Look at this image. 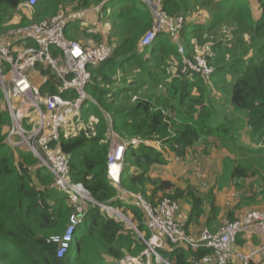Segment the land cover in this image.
Wrapping results in <instances>:
<instances>
[{
	"label": "trees",
	"instance_id": "trees-1",
	"mask_svg": "<svg viewBox=\"0 0 264 264\" xmlns=\"http://www.w3.org/2000/svg\"><path fill=\"white\" fill-rule=\"evenodd\" d=\"M102 2L40 0L28 6L27 0H0V14L25 4L30 16L18 28L46 20L70 5L82 10ZM254 2L259 12L256 19L246 0H162V9L169 16L181 15L182 24L176 39L160 31L151 47L141 41L155 20L140 0H116L101 9L111 21L104 42L113 52L106 63L92 70L86 91L95 105L93 101L85 103L73 127L50 146L68 158V176L73 183L82 184L95 204L129 213L146 240L151 232L144 225L143 211L131 201L135 196L151 205L163 199L179 205V200L187 198L191 202L187 221H176L184 222L188 237H194L188 224H199L205 216L199 195L189 190L185 196L178 189L168 195L166 191L173 185L151 178L154 166L167 164V157L184 159L209 145L234 156L235 160L226 157L231 162L238 157L244 160L246 155L241 154L246 148L240 138L246 130L253 143L247 154L264 161V0ZM203 9L211 16L205 25L187 20ZM76 25L74 32L86 34L90 29ZM223 25L226 31H221ZM197 56L211 66L209 76L188 68L187 61L195 64ZM107 63L110 66L103 67ZM42 73L48 79L40 93L52 95L56 92L54 75L49 70ZM91 116L92 121L87 119ZM1 118L5 125L10 124L7 114ZM77 121L83 125H75ZM112 134L126 143L140 142L127 146L119 184L107 173ZM19 149L7 146L0 131V264H120L126 257L142 264H200L213 256L207 247L193 249L166 240L170 249L155 247L162 261L158 263L134 230L93 205L76 229L75 251L68 247L58 257L59 243L54 238L63 237L75 208L54 187L52 175L38 167V159ZM252 175L250 168L238 162H233L229 171L230 178ZM148 186L153 188L151 193ZM120 190L131 195L129 203L121 199ZM158 192L162 195L155 199Z\"/></svg>",
	"mask_w": 264,
	"mask_h": 264
},
{
	"label": "built area",
	"instance_id": "built-area-1",
	"mask_svg": "<svg viewBox=\"0 0 264 264\" xmlns=\"http://www.w3.org/2000/svg\"><path fill=\"white\" fill-rule=\"evenodd\" d=\"M38 1L40 0H27V5L34 6ZM107 1L109 0H103L94 10L100 11ZM145 1L152 7L160 5L157 10H153L155 24L142 39V44L151 45L157 32L162 30H167L170 37L176 39L182 24L181 17H168L162 9V0ZM85 18V10L67 15L57 14L33 25L18 27L8 33L7 39L0 36V63L8 65L11 73L9 86L4 85L2 88L12 120L6 143L13 148L26 145L38 159L40 166L52 175L54 187L75 208L63 237L54 238L59 243L58 257L68 247L73 248L74 241L77 244L76 229L83 223L93 205H97L100 211L110 217L117 220L122 218L114 206L95 204L82 184L73 183L68 176V158L50 146L51 143L58 142L64 131L73 127V120L80 116L82 106L93 101L86 91L92 79V70L106 63L112 56L113 47L107 43L83 46L67 37L66 30L77 23L84 25ZM195 61V64L187 61L190 70L205 76L211 74V66L204 58L197 56ZM36 66H42L54 75L56 92L52 95H41L40 89L29 81L27 71ZM46 82L47 78L43 83ZM14 99H21L17 106L13 105ZM32 111L37 116L36 123L31 127H23L25 119ZM138 143L140 142L136 140L126 143L112 134L111 149L107 156V173L113 183L119 184L123 178V160L127 146L133 147ZM131 201L143 211L144 225L151 233L162 236L173 244L184 243L193 249L201 246L211 249L213 256L204 258V263L213 261L214 264H230L234 258L233 245L237 237L254 228L262 237L260 252L264 255V211H251L239 220L227 222L215 234L204 230L198 237H188L184 225L175 219L178 209L176 202L163 199L157 205H151L138 196ZM132 229L144 240L150 254L158 258L152 241L143 238L136 224L132 225Z\"/></svg>",
	"mask_w": 264,
	"mask_h": 264
},
{
	"label": "crops",
	"instance_id": "crops-1",
	"mask_svg": "<svg viewBox=\"0 0 264 264\" xmlns=\"http://www.w3.org/2000/svg\"><path fill=\"white\" fill-rule=\"evenodd\" d=\"M91 9H93V7L91 8H87V9H82L87 11L86 12V16H95L96 13H94ZM97 15V14H96ZM30 16V12L27 9V7L25 6V4H20L18 8L16 9H10L7 11L6 14H0V36H2L4 39H7V35L9 32H11L12 30L16 29L17 25L20 24L21 22H23V20L27 17ZM87 17V18H88ZM105 19L110 20L108 17H105ZM12 25V26H9ZM77 26V25H76ZM75 26V27H76ZM111 26V24H110ZM73 27V26H72ZM70 27L66 30L67 36L69 38H71L74 41H81L83 40V38L85 37H94V39L99 40L101 38L102 43H106L104 42L106 40V35L110 32V28L109 30H105V31H98V33H96L97 35H99L100 37L96 38L95 33H91L94 32L92 29L88 30V33L84 34L82 33V31H76L74 32V29ZM79 27V26H78ZM81 27H84L82 25H80L79 29H82ZM90 28H92L89 25ZM90 31V32H89ZM74 37V38H72ZM30 43H28L29 45ZM55 54H57V52H54ZM108 64V65H107ZM105 66L103 67H109V63H107ZM0 71H1V75L2 77L0 78V115L5 113V115H8L9 121L11 120L10 114H9V108H8V103L5 99L4 93H3V86H9L10 84V80H11V73H10V67L8 65L5 64H1L0 63ZM42 71H47L46 68H43L42 66H36V68L33 69H29L27 71V77L29 79V81L31 82V84L33 86L38 87L39 89H41L43 87V82L44 80H46V78L48 79V75H44L42 73ZM21 99H14L13 101V105L17 106L18 102H20ZM94 105L95 102L93 101ZM94 117H90L87 119L92 120ZM37 120V116L35 114V112H30V116L25 119L23 124H26V122L28 121L30 123V126H33L36 123ZM11 125H12V120H11ZM74 129L71 130L72 133H74L73 131ZM8 146V145H7ZM111 145H109L108 147V152L110 151ZM15 149V148H14ZM22 149V148H20ZM199 150H201V148H198ZM223 150V149H222ZM215 151V150H214ZM225 150L222 151V158H226L225 155ZM199 153V152H198ZM198 153L196 155H190L187 156L184 159L178 158V157H167V164L165 165H161L162 168H166L168 170V175L167 176H163L161 178V180L163 181H167L169 183H171L173 185V188L170 189L169 191H166V194L170 195L173 194L175 190H181L184 192V195L188 196V191L191 190L192 193L199 195L202 199L205 198V195H211L210 197L214 199H212V211L216 208V203H217V197H216V192L214 191L215 188V184L217 182V180L220 178L222 169H221V162L218 160V158L216 160L219 161L220 164V170L218 173H216V177L215 179L212 178L211 176L207 179L206 183H196V177L192 176V180L188 181V183H184L182 182V178L184 176V174L186 173V162L188 160L191 159V157H195L198 155ZM204 158H207L206 156H202ZM234 158V156L232 157V159ZM213 161H215V157L212 158ZM235 160V159H234ZM235 164H237V161H234ZM160 166V165H159ZM264 161L262 160H253V163L250 165V171L253 173L252 176H250L249 178H245V179H240V189H238L237 191H240L244 197H248L250 198V201H246V204L242 207V210H240V214L242 212H244L247 207L252 206L253 208H257L258 210H264ZM151 176V175H150ZM152 178V177H151ZM179 179L181 181V183H178L176 181V179ZM235 179H239V178H235ZM220 180V179H219ZM221 182V180H220ZM153 188L149 187V193H151ZM162 195L161 192H158L157 194H155L154 198L158 199L160 198ZM120 196L122 197V200H125V203H129V201L131 200L130 197L131 195L129 193H124L122 190H120ZM253 197V198H251ZM179 210L177 212L176 217H178L179 219H181V221L186 222L187 218L190 214L191 211V207H190V201H188L187 198H183L181 200H179ZM218 204V203H217ZM239 211V209H231V208H227L225 207L224 210L222 211L221 217L222 220L226 219V220H233L235 218L236 213ZM211 218L212 215H206L200 220L199 224H188V231L192 232V234H194V237H198L199 234L206 230L207 228L205 227V224L210 221L211 222ZM221 220V221H222ZM180 221V222H181ZM182 222V223H184ZM217 228H212L210 226V232L214 233V231ZM253 231H251L248 234H242L239 235L237 237V241L235 243L234 246V258L231 264H264V255H262L263 253L260 252V249L263 244L262 241V237L259 233V231L257 229H252ZM244 235V236H243ZM149 240L152 241L153 245L157 246V247H164L166 248L165 250L170 249V247H167L168 243H166V240L159 235L153 234L151 233L150 237L148 238ZM260 247V248H258ZM244 258H247V260L245 261ZM200 264H212V263H204L203 261L200 262Z\"/></svg>",
	"mask_w": 264,
	"mask_h": 264
},
{
	"label": "rangeland",
	"instance_id": "rangeland-1",
	"mask_svg": "<svg viewBox=\"0 0 264 264\" xmlns=\"http://www.w3.org/2000/svg\"><path fill=\"white\" fill-rule=\"evenodd\" d=\"M111 2L112 1L109 0L108 1V5ZM140 2H142L147 7V10H149L153 16H154V11L153 10H157L159 5H160L159 4L158 6L152 7L145 0H140ZM246 3L248 4L249 8L252 10L254 18L255 19L258 18L259 17V15H258L259 12L257 10V7L255 5L254 0H246ZM67 7L69 9H66ZM67 7L64 8L62 11L58 12L57 14H65V15H67V14L74 13V12H77V11L81 10V9L73 10V7L71 8V5L67 6ZM91 10L94 13H96L97 15L95 14V16H89L88 17V16H86V12L87 11H85V17L86 18L84 19V25L85 26H89L90 25L92 27L90 29H92L94 32H91V33H98V31L109 30V28L111 27L110 26L111 21L108 20V19L106 20L105 17L103 16V13L101 11L96 12L94 10V8L91 9ZM163 11L171 19L182 17L181 15L169 16L168 13L165 10H163ZM57 14H55V15H57ZM55 15L50 16L47 19H51ZM210 17H211L210 13L208 11H206L205 9H203V10H200L198 12H193L191 14L190 19L188 18L187 20L188 21L198 20L199 22H202L205 25L206 22L209 19H211ZM28 20L31 21V19H28ZM30 24L33 25V24H36V23H30ZM80 25H82V24H80ZM224 26L225 25L221 26V31H226L225 30L226 28H224ZM162 31L166 32L167 30H162ZM77 42H79L83 46H97L98 44L102 43L99 40L94 39V37H92V36L85 37V38H83V40L77 41ZM114 44H116V42H114L113 45ZM180 46H179V49H181V47H182V46L181 47ZM182 50H183V48H182ZM90 121H92V120H90ZM10 122H11V120H10ZM27 125H29V126H27ZM75 125H83V123H82V121L81 122L77 121L75 123ZM22 126L23 127H31L29 122H28V124H23ZM10 129H11V123L9 125H5L3 123V119L1 118L0 119V131L2 132V134L4 136H6V138L8 136V133H9ZM240 141L243 144V146L246 148V150H244L245 152H243L241 155L244 154V155H246V157L244 158V160L241 157H238V158H236V161L238 163H241L243 166L249 168L250 165L253 163V160H255V159L253 158V155L247 154V152H249V149L253 146V143L249 140V136H247L246 130H243V132L241 134ZM17 148H22V149H19V150L22 151L23 153H27L28 152V153L31 154V152L29 151V149H28V147L26 145H20ZM197 150L199 152L198 155L193 157V158L191 157V159L186 162V165H187L186 166V173L184 174V176L182 178V182L188 183V181L192 180V176L196 177V183H206L207 179L210 176L215 179L216 173H218L219 170H220L219 161L221 162V169H222V172H221V175H220L221 182H220V180H219L220 178H219L217 180L215 186H214V188H215L214 191H217L215 194H216V197H217V200H218L217 201L218 204L216 203V208L212 211V208H213L212 199L213 198L210 197L211 195H205V198L202 199L204 201L203 203H204L206 215H212L211 222L206 227L207 228L206 231L210 232V226L212 228L216 227L217 229L214 231V233H211V234H215L227 222L239 220V219L243 218L245 215H247L251 211H264V210H258L257 208L255 209L252 206H250V207L244 208L246 210L240 214V210H242V207L246 204V201L247 202L249 201V198L248 197H244V195L240 191H237L238 189H240L239 185H240L241 180L229 177V171L231 170L234 161L231 162V160H229L227 158L223 159L222 158L223 156L221 154L223 150L219 149V148H215V147L211 148V147H209V145L206 146L205 148L201 149V150H199V149H197ZM224 152H225L226 157L229 156L227 151H224ZM202 156H206L207 158H204ZM214 157H215V161L212 160V158H214ZM229 157L232 158L233 156H229ZM217 158H218L219 161L216 160ZM37 162H38V164H37L38 167H40V164H39L38 160H37ZM224 167L226 168V170H223ZM263 169H264V167H263ZM150 175H151V177H152V179L154 181H159V180H161V178L163 176H167L168 175V170L166 168L163 169L161 165L160 166L156 165V166H154V168H153V170H152ZM175 179H176V181L178 183H181V181L179 179H177V178H175ZM148 187H151V186H148ZM148 187H147V189H149ZM213 201H214V199H213ZM177 205H178V203H177ZM190 207H191V204H190ZM225 207L231 208V209H239V211L235 215V219H233V220H229V219L228 220H226V219L222 220V218H220L221 214H222V211L224 210ZM85 208H87V206H85ZM114 209H116V211H118V213L122 216V218L118 219V221H121L125 227L132 229V225L133 224H132L131 218L128 216L130 214L127 213V212L121 211V209H119L118 207H115ZM178 210H179V205H178L177 212H178ZM176 220L179 221L180 219L178 217H176ZM251 231H253V230L248 231L246 234L250 233ZM189 233L191 235H194L190 231H189ZM236 241H237V239L235 240V243H236ZM235 243L233 245V253H234ZM75 244L76 243L74 241V243L72 245L74 251H75ZM260 247H258V248H260ZM148 253H150V249H149ZM155 259L157 260L158 263L162 262L159 257L158 258L155 257ZM122 261L125 262V264H142V262L140 260L134 259V258H130V257H126ZM211 263L214 264L213 261Z\"/></svg>",
	"mask_w": 264,
	"mask_h": 264
},
{
	"label": "clouds",
	"instance_id": "clouds-1",
	"mask_svg": "<svg viewBox=\"0 0 264 264\" xmlns=\"http://www.w3.org/2000/svg\"><path fill=\"white\" fill-rule=\"evenodd\" d=\"M112 2H114V1H116V0H111ZM108 6V1L107 2H105V4L102 6V8H103V10H104V7H107ZM101 11V10H100ZM84 26V25H83ZM158 33V32H157ZM68 37V36H67ZM69 38V37H68ZM141 43H142V41H141ZM154 43H155V38H154V41H153V43L151 44V45H148V46H153L154 45ZM143 45V44H142ZM145 46V45H144ZM32 154V153H31ZM33 155V154H32ZM120 264H125V262H123V261H121V263Z\"/></svg>",
	"mask_w": 264,
	"mask_h": 264
}]
</instances>
